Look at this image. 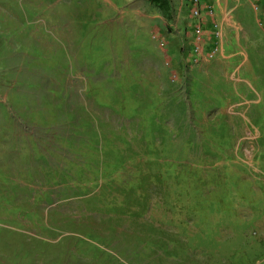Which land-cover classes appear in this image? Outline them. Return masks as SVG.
<instances>
[{
    "label": "rangeland",
    "instance_id": "374dc122",
    "mask_svg": "<svg viewBox=\"0 0 264 264\" xmlns=\"http://www.w3.org/2000/svg\"><path fill=\"white\" fill-rule=\"evenodd\" d=\"M182 1L0 0V264H264V0L216 72Z\"/></svg>",
    "mask_w": 264,
    "mask_h": 264
},
{
    "label": "crops",
    "instance_id": "0c3cea01",
    "mask_svg": "<svg viewBox=\"0 0 264 264\" xmlns=\"http://www.w3.org/2000/svg\"><path fill=\"white\" fill-rule=\"evenodd\" d=\"M249 1V0H248ZM258 3L262 2V0H257ZM181 2H183L181 0ZM186 3H191V0H185ZM202 6L209 5L212 7L213 15L209 16L204 13V22L201 23V40L200 42L203 45L201 52L194 51V45L196 43L194 28L190 31L189 29H185L184 35L182 37V42L184 43V47L181 48V56H192L191 63L201 64L206 70L216 72L217 70H221L225 65V61L229 60L235 56H242V52L238 47H234L233 44L227 45V53L225 51V45L231 42H238V34L235 33L238 29L242 28L241 23L234 17L235 13H238L240 9H245L246 5L243 0H200ZM168 3L161 5L160 10L163 11ZM168 6V5H167ZM169 17L165 16L164 12L158 13L162 18V24L164 25L163 31L171 32L173 29L172 23L175 20H168L172 18V14H170L169 9H166ZM164 13V14H163ZM174 18V17H173ZM172 22V23H171ZM196 22L194 23V27ZM180 32L177 31V34ZM193 35V44L190 49V53L185 52V47L190 45L188 38H190L191 34ZM216 33L218 36H216ZM231 41V42H230ZM166 42V41H164ZM162 50L165 46H167V42L163 43ZM217 45V53L209 57L207 53ZM189 47V46H188ZM173 56H178V50L174 47ZM172 52L170 53L172 56ZM172 66V64H170ZM179 67V66H178ZM188 68V66H187Z\"/></svg>",
    "mask_w": 264,
    "mask_h": 264
},
{
    "label": "built area",
    "instance_id": "2783aa9c",
    "mask_svg": "<svg viewBox=\"0 0 264 264\" xmlns=\"http://www.w3.org/2000/svg\"><path fill=\"white\" fill-rule=\"evenodd\" d=\"M190 7H191V16L192 18H195L197 20V24L194 27V33H195V39H196V43L194 45V51L195 52H201L203 45L200 42L201 40V23L204 22V13H202V11H205L206 15L212 16L213 15V10L212 7L209 5H205L204 7L202 6L200 0H191L190 3ZM216 36H218V34L216 33ZM217 45L215 47H213L208 53L207 55L209 57L214 56L217 53Z\"/></svg>",
    "mask_w": 264,
    "mask_h": 264
},
{
    "label": "clouds",
    "instance_id": "9594fccd",
    "mask_svg": "<svg viewBox=\"0 0 264 264\" xmlns=\"http://www.w3.org/2000/svg\"><path fill=\"white\" fill-rule=\"evenodd\" d=\"M201 4H202V3H201ZM196 21H197V20H196ZM196 24H197V22H196ZM193 28H194V26H193ZM193 33H194V32H192V34H193ZM190 34H191V33H190ZM192 34H191V36H193ZM163 45H164V44H162V46H163Z\"/></svg>",
    "mask_w": 264,
    "mask_h": 264
}]
</instances>
